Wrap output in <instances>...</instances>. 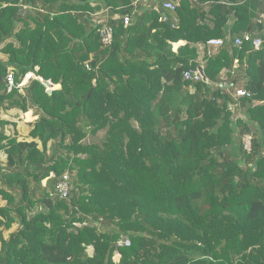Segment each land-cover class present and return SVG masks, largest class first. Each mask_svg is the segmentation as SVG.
<instances>
[{
	"label": "trees",
	"instance_id": "trees-1",
	"mask_svg": "<svg viewBox=\"0 0 264 264\" xmlns=\"http://www.w3.org/2000/svg\"><path fill=\"white\" fill-rule=\"evenodd\" d=\"M143 1L0 0V109L40 112L30 140L0 120V264H264V42L234 45L264 40V0H180L175 27L164 0ZM212 38L225 43L201 63ZM9 65L60 87L8 90ZM199 65L233 86L186 80Z\"/></svg>",
	"mask_w": 264,
	"mask_h": 264
},
{
	"label": "built area",
	"instance_id": "built-area-1",
	"mask_svg": "<svg viewBox=\"0 0 264 264\" xmlns=\"http://www.w3.org/2000/svg\"><path fill=\"white\" fill-rule=\"evenodd\" d=\"M178 6H179L178 3H176L175 1L165 0L161 8L162 12L160 16V21L168 22V21L173 20L172 26L175 27V22H177V19L175 17L171 19L169 15L166 12H164V10H168L170 12L175 13L177 11ZM109 13H110L109 8H103L100 11L93 13V16L95 18L97 17V19L104 18L108 20ZM122 17L124 20V24L126 26L131 23L132 17L130 15L127 14ZM263 20H264V13L261 16L260 22H262ZM100 22L104 23L103 26L99 30L102 45L104 47L110 46L113 43V39H114V28L109 23H107V21L106 22L100 21ZM247 42H250L255 49H259L263 45L264 40L259 35L254 36L251 33L247 32V33H244L243 35L237 36L234 40V45L241 47ZM224 43H225V40L223 38H212L208 40L207 54L208 55L215 54L216 49L223 46ZM236 62L238 61L236 60ZM87 67H89V65H87ZM184 78L186 80H191V81H201L202 75L200 71L198 70V68L190 69L184 72ZM34 79H37L44 84L48 94H52L53 90L56 89V86L54 84L50 83V81L45 80L42 76L38 75L37 71H28L24 75L21 76L20 80H18L15 69L9 68L7 72V76H6L8 90L17 89L20 92H22L26 90L30 82ZM235 95L245 96V95H250V93L244 88H237ZM247 135H248V140H246L244 144H245V147L248 150H250L251 136L249 134ZM68 180H69V175L65 174L61 182L58 184V193L60 194L62 198H65L68 196V192H69V181ZM119 243L129 244L130 241L128 238H125V239H121Z\"/></svg>",
	"mask_w": 264,
	"mask_h": 264
},
{
	"label": "crops",
	"instance_id": "crops-1",
	"mask_svg": "<svg viewBox=\"0 0 264 264\" xmlns=\"http://www.w3.org/2000/svg\"><path fill=\"white\" fill-rule=\"evenodd\" d=\"M147 0H144L143 1V4L146 3ZM165 1V0H164ZM172 1H175L176 3H178V5H180V0H172ZM193 1H196V0H193ZM209 3V2H207ZM30 7V4L29 5H24L22 6L23 10L27 9ZM33 6L30 7V9L27 11L29 12L30 10H32ZM23 10L21 12V14L23 13ZM166 12L168 13H173V12H170L168 10H166ZM96 20H99L97 19L96 17ZM106 19L104 18H100V21H104ZM22 25V23L20 24V26ZM247 33V32H245ZM12 39H8L5 43H3L1 46H0V59L4 62H8L9 59H10V55L9 53H6L4 52L3 50H1L7 43H9ZM187 43V41L185 40H180L179 42H175L173 43V49L174 51H178V49L185 45ZM199 49H200V58H199V61L201 63L204 62V53L206 52L207 50V45H203L201 44L199 46ZM217 50V49H216ZM200 66V65H199ZM238 66V62H235V68ZM9 68H13V66L9 65L8 66ZM39 67H36V71L38 70ZM229 71L228 70H224L223 71V76L228 78L229 76ZM48 81H51V80H48ZM52 82V81H51ZM53 83V82H52ZM54 84V83H53ZM226 84V83H225ZM57 88L60 87V85H56L54 84ZM229 85L230 87L228 88H231L233 86V84H227ZM194 88H191L190 92H194ZM20 92V91H19ZM26 90L22 91L21 93L25 94ZM39 110H38V107L35 106L34 104H30L29 107L27 109H24L20 106H9L8 103L6 105V107L0 109V120H3L5 121V125L3 126V129L5 131V133L9 136H18V138L20 140H30V132L32 131V129L34 128V123L35 121L39 118ZM29 115L31 116L29 118ZM0 129H1V125H0ZM0 206L3 204V202H1L2 200V197H0ZM4 205V204H3Z\"/></svg>",
	"mask_w": 264,
	"mask_h": 264
},
{
	"label": "rangeland",
	"instance_id": "rangeland-1",
	"mask_svg": "<svg viewBox=\"0 0 264 264\" xmlns=\"http://www.w3.org/2000/svg\"><path fill=\"white\" fill-rule=\"evenodd\" d=\"M57 88V87H56ZM235 111H236V109H234ZM238 111V110H237ZM236 111V116L237 115H241L239 112H237ZM102 134V132L100 133V135ZM243 142L245 143V141L246 140H248V135L247 134H244V136H243ZM246 148V147H245ZM247 149V148H246ZM1 197V196H0ZM1 199V198H0ZM1 202H3V204L4 205H6V203H7V201H5L3 198H2V200H1ZM1 205V206H4V205ZM18 228V224L17 223H15L14 224V226L12 227V229H10V230H4V235H5V237H8L9 236V234H10V232H12V231H14V230H16ZM89 250L91 251V252H93V247H90L89 248ZM120 258H121V254L120 253H116L115 254V257H114V259L116 260V261H119L120 260Z\"/></svg>",
	"mask_w": 264,
	"mask_h": 264
},
{
	"label": "water",
	"instance_id": "water-1",
	"mask_svg": "<svg viewBox=\"0 0 264 264\" xmlns=\"http://www.w3.org/2000/svg\"><path fill=\"white\" fill-rule=\"evenodd\" d=\"M33 6V3L31 2L30 3V7H32ZM30 7L27 9V11L30 9ZM22 8H21V10H20V13L22 12ZM107 20H104L103 22H106ZM198 70L200 71V73H201V75H202V81H204V82H206L208 85H214V86H216V85H220L221 87H223V88H228V87H230L229 85H227V84H225V83H216V82H214V81H212L209 77H208V75L206 74V72H205V68H204V66L203 65H200L199 67H198ZM50 83H52L51 81H50Z\"/></svg>",
	"mask_w": 264,
	"mask_h": 264
},
{
	"label": "clouds",
	"instance_id": "clouds-1",
	"mask_svg": "<svg viewBox=\"0 0 264 264\" xmlns=\"http://www.w3.org/2000/svg\"><path fill=\"white\" fill-rule=\"evenodd\" d=\"M164 12H166V11H164ZM53 84V83H52Z\"/></svg>",
	"mask_w": 264,
	"mask_h": 264
}]
</instances>
